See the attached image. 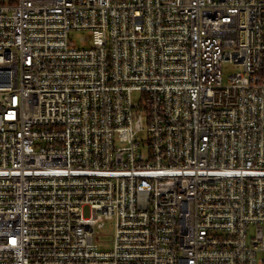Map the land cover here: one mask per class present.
Listing matches in <instances>:
<instances>
[{
	"label": "built area",
	"instance_id": "2783aa9c",
	"mask_svg": "<svg viewBox=\"0 0 264 264\" xmlns=\"http://www.w3.org/2000/svg\"><path fill=\"white\" fill-rule=\"evenodd\" d=\"M263 224L264 0H0V264H264Z\"/></svg>",
	"mask_w": 264,
	"mask_h": 264
},
{
	"label": "rangeland",
	"instance_id": "374dc122",
	"mask_svg": "<svg viewBox=\"0 0 264 264\" xmlns=\"http://www.w3.org/2000/svg\"><path fill=\"white\" fill-rule=\"evenodd\" d=\"M84 34L83 33H79V36H83ZM240 71V67H236V66H232V65H225L223 67V70H222V76H223V80L225 81L227 76L229 74H233V73H236V72H239ZM137 97V94H133L132 95V98L135 99ZM148 138V134L146 132V126H144V131L139 135V140H141V144L143 145L142 147V151L143 152H146V149H147V143H146V140ZM262 229H263V232H264V224L262 225ZM248 235H251L253 236L254 235V229L251 228L249 231H248Z\"/></svg>",
	"mask_w": 264,
	"mask_h": 264
}]
</instances>
